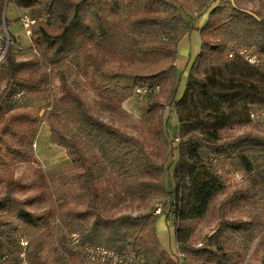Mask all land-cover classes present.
<instances>
[{
	"label": "trees",
	"instance_id": "16d2710c",
	"mask_svg": "<svg viewBox=\"0 0 264 264\" xmlns=\"http://www.w3.org/2000/svg\"><path fill=\"white\" fill-rule=\"evenodd\" d=\"M214 1L199 25L197 17L167 0H0V17L13 4L35 19L32 48L44 56V61H17V53L10 51L0 64V81L5 83L0 93V186L5 188L0 212L34 229L50 228L51 209L32 211L45 200V172L38 169L32 181L22 184L4 156L7 150V155L23 158L26 144L37 136V117L17 109L16 95L43 92L48 76L45 62L57 69L61 87L59 99L49 105L50 143L64 148L72 162V168L58 176L66 188L58 201V215L71 234L80 236V246L142 256L147 264H174L160 243L158 217L113 215L128 203L141 207L164 196L156 208L174 226L181 252H194L218 264H240L242 249L263 228L259 218L221 220L209 238V249L195 251L189 244L197 224L228 190L229 175L241 173L254 182L229 197L238 208L254 204L259 195L256 186L264 190V137L233 133L252 124V112L264 110V71L237 53L230 56L235 48L247 49L260 57L264 67V0ZM249 4L258 8L250 10ZM193 30L200 32L201 49L178 98V48ZM159 56L171 59V65L138 75L132 85L99 84L95 89L97 105L126 117L123 103L136 87L158 85L162 90L171 85L170 102L179 120L177 136L170 138L164 122L162 127L157 124L158 103H150L147 118L152 140L171 146L168 162H159V153L148 151L139 137L98 117L61 68L63 61L78 58L93 73L103 74L110 57L133 65L138 59ZM64 120L76 126L89 148L62 128ZM94 148L101 151L102 159L89 156ZM19 187H35L38 193L20 199L14 194ZM23 240L17 225L0 222V264H49L39 240H26V246L21 245ZM55 252L53 264H90L66 236L60 238Z\"/></svg>",
	"mask_w": 264,
	"mask_h": 264
},
{
	"label": "rangeland",
	"instance_id": "374dc122",
	"mask_svg": "<svg viewBox=\"0 0 264 264\" xmlns=\"http://www.w3.org/2000/svg\"><path fill=\"white\" fill-rule=\"evenodd\" d=\"M167 1L169 5L171 3L172 7L178 8L186 15L197 17L199 19L197 23L199 24L204 20V16H206L209 5L212 4L213 0ZM246 8L253 10L258 8V6L256 4H249ZM23 13L28 14L29 12H23V10L16 8L13 4L7 5L5 9L6 19L9 21L7 23L9 31L16 44L22 48V50L14 49L12 51L17 53V61H37L42 58L44 61V56L41 55L42 53L32 48V39L26 35L20 22L19 15ZM201 44L202 39L198 30H193L191 34L183 38L180 42L178 57L175 62L176 66L177 64L180 65L178 68L180 71V82L177 91L178 98L182 96L185 90L187 81V73L185 72L190 65L192 57H195L200 51ZM171 63L172 60L164 56L138 59L133 65H128L127 62L121 64L116 57H110L107 60L105 72L103 74H95L83 60L71 58L63 61L61 68L65 71L71 86L82 94L88 106L94 110L98 117L115 125L129 135L139 137L145 143L148 151L156 154L159 153V157L156 158L159 162H168V153L171 146L167 141L163 145L152 140L153 134L148 131L150 124H147V118L150 103H158L160 107L158 110L159 118L157 124L162 127L164 122L170 138L173 139L177 136L179 132V120L170 102L171 85L162 87L161 92L144 100L138 99L134 91L133 95L123 103V109L127 114L126 117H120L97 105L98 94L95 86L99 84H105L109 87L132 85L138 75L157 73L162 69L168 68ZM43 66L45 72L48 74L46 82L44 81L43 83V92L39 94L23 95V93H20L16 95L18 99L17 109L20 111H29L34 117H37V136L33 139L34 141L32 143L26 144V155L23 158H13L7 155V152L5 153L7 150H4V156L10 164L11 170L14 171L15 177L20 179L22 184L32 181L37 176L38 169H42L45 172L46 180L48 181L45 200L36 204L32 208V211L42 212L51 209L53 216L50 220V228L34 229L19 220L5 216L2 212H0V222L10 221L17 225L20 228L22 238L25 239L24 241L39 240L42 244L43 257L48 260L49 264H53L56 257L55 249L59 246L60 238L66 236L69 239L72 232V229L61 221L58 215L59 198L66 192V188L58 181V176L67 173L72 168V162L64 148L51 144L49 137L45 135V131H48V128H50L48 113L51 111V108H49V105L59 99L61 87L57 69L49 66L45 62ZM4 87L5 83L0 81V93ZM62 128L69 135L76 136L89 148L88 142L71 122L64 120ZM154 132L156 131L154 130ZM245 132H252L257 136L264 137V125L252 121L251 125L233 131L235 135H240ZM159 147H161V150ZM89 156H95L98 159H102L103 157L101 151L97 148L92 149L89 152ZM253 183L248 182L241 173H233L227 177L228 190L217 197L208 215L197 224L195 233L189 244L191 249L195 251L204 248L209 249V238L215 234L220 221L223 219L227 221H250L256 217L261 220L263 228L253 236L248 246L242 249L240 264H262L264 259V190L261 186H256V189L259 190V195L254 200V204H248L240 208L230 203L231 198L229 199L237 189L241 190L243 185H251ZM4 191L5 188L0 186V199ZM37 193L38 190L35 187H19L16 188L14 194L20 199H25V197L36 195ZM166 198L161 196L143 204L141 207L138 206L139 203H128L121 206L113 215L131 214L141 216L153 214L155 217H158L156 230L160 243L168 254L167 258L174 264H218L216 262H210L206 257H199L194 252L187 254L179 250L175 239L174 226L166 221L165 215L157 213L158 208H156V205L159 202L165 201ZM227 201H229V204ZM78 250L81 251L80 249Z\"/></svg>",
	"mask_w": 264,
	"mask_h": 264
},
{
	"label": "built area",
	"instance_id": "2783aa9c",
	"mask_svg": "<svg viewBox=\"0 0 264 264\" xmlns=\"http://www.w3.org/2000/svg\"><path fill=\"white\" fill-rule=\"evenodd\" d=\"M20 22L25 30L26 35L32 38L35 19L31 18V16L28 14H22L20 16ZM14 49L22 50V48L16 44L9 31L4 11L2 17H0V63H2L5 60L6 55ZM236 53L243 56L252 65L261 67L264 71L262 60L258 55L253 54L247 49L235 48L230 56L232 57ZM159 92H161V87L158 85L151 86L145 84L138 86L135 89V95L140 100L147 99ZM250 117L254 122L264 125V110L252 112ZM34 146L36 147L35 144ZM161 212L162 209L158 208L157 213L161 214ZM80 243V236L77 233L70 234V246L74 249H80L81 253L90 264H147L146 259L142 256H137L134 254H120L101 246L85 245L81 247ZM22 245L26 246L27 241L23 240Z\"/></svg>",
	"mask_w": 264,
	"mask_h": 264
},
{
	"label": "crops",
	"instance_id": "0c3cea01",
	"mask_svg": "<svg viewBox=\"0 0 264 264\" xmlns=\"http://www.w3.org/2000/svg\"><path fill=\"white\" fill-rule=\"evenodd\" d=\"M20 10H23V9H20ZM23 12H25V10H23ZM23 14H24V13H23ZM20 16H21V15H19V17H20ZM194 59H195V57H192L191 62H190V65L188 66V68H187V70H186L185 73H188L189 68H190L191 64L193 63ZM177 66H178V68H179L180 65L177 64ZM45 135L48 136V137H49V140H50V128H48V131H45ZM60 148H61V147H60ZM64 150H65V149H64Z\"/></svg>",
	"mask_w": 264,
	"mask_h": 264
}]
</instances>
